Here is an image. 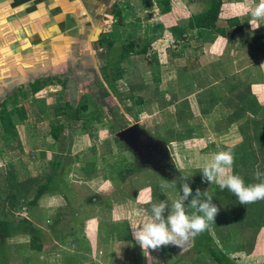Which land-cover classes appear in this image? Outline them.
Here are the masks:
<instances>
[{
	"label": "rangeland",
	"instance_id": "374dc122",
	"mask_svg": "<svg viewBox=\"0 0 264 264\" xmlns=\"http://www.w3.org/2000/svg\"><path fill=\"white\" fill-rule=\"evenodd\" d=\"M242 1L241 6L236 8L238 13L235 15L239 19V23L235 25L236 27L228 28L230 38H226L232 43L225 40L223 47H249L254 50L257 56H251V50L245 49L247 51H244L243 56L237 57L239 62L236 66L234 65L231 70L227 68L224 75L219 74L215 78L218 79L217 84L204 87L217 88V85L221 84L223 77H225L223 79L226 80L225 86L236 88L237 82L232 80L233 75V79H241L242 83L244 81L245 84L249 85L244 88H252V85L258 84V88L264 90V20H253L248 14V9L258 0ZM188 2L189 0H171L172 13L164 15L158 0H116L115 3H118L122 10V22H118L116 17H112L111 12L106 14L107 17L103 22L104 30L101 32L100 38L105 33L108 39H103L102 42L95 41L96 47L93 45L92 48L96 49V54H90L86 57L83 55L78 59L80 68L72 65L66 68L65 72L71 78L70 80L64 78L67 80L65 86L50 85L46 91L44 90L37 95L32 94L29 90L30 87H27L25 88L28 90L25 98L22 97L20 88L2 91L4 99L12 95L9 106H14L17 103L20 106V102H23L25 106V99L30 106L42 103L43 100L47 105V99L50 100V104L47 105L48 107L43 113L36 116L37 119H43L47 130L51 123L54 124L59 120L66 121V115L58 116L55 109L66 106L70 101H73L75 106L84 102L87 103L89 106L88 119L92 125L84 128L83 122L80 121L72 122L73 126L71 127L67 123L65 131L58 141L50 137L47 143L45 140L39 142V136L34 138L37 141H33V145L46 143L49 148H52V153L55 154L50 157L48 163L41 164L42 167L38 168L37 172L43 181H46L50 174L57 171L53 165L60 157L59 154L66 156L61 169L57 171L58 175L53 178V184L59 188L61 193L60 196L56 195L52 199L55 205L61 206L64 216L56 224H54V220L51 221L49 227L53 226L54 229L47 230L48 232L44 231L41 219L33 222L44 232L45 247L43 246L44 249L41 251H36L30 247V237H28L29 235L26 236L27 234L21 236V233H14L3 241L4 235L0 233V264H59L56 258L58 254H60V258L64 257L62 259L64 264H141V258L136 257L139 255L141 245L136 242L135 238L130 243H126L117 240L115 234L117 231L126 234L131 228L139 226L151 215L152 203H159L164 199L170 201L177 198L180 192L177 186L168 189L166 194L162 192L160 184L162 182L173 183V181L166 179L150 167H141L132 173L126 172L127 168H136L137 164L130 150L119 146L116 133L120 129L137 122L155 137L168 143L170 156L177 170L189 175L199 184H203L205 188H209L206 185L211 183L207 181L202 183L203 174L200 171L204 162L202 156L205 155L206 158H210L228 144L237 146L239 141L236 140V136L239 138V130L242 131L241 128L246 126L245 131L250 132L248 136H251L252 139L249 149L254 155L248 159L249 163L242 168V171H245V174L249 175L253 182H258L255 180V172L259 170L264 173V143L260 138L264 134L263 113L260 114L259 111L256 114L250 113L248 114L250 119L233 122L234 124L231 122L225 130H220V134L216 133L215 137H211L209 132L196 130V128H200L198 127L199 123L193 124L185 120V115L182 114L185 113L183 108L186 107V100L173 106L172 103H175L174 90L171 89V96L169 92L164 94L160 89L179 88L175 78L177 68V77L182 88H195L194 81L196 79H200L201 82L197 80L196 82L203 85L205 82L208 84L214 79L212 76H203V73L194 79L190 72L180 70V68L186 69L195 64L197 66L202 65L203 58L201 51L198 52L196 49L198 46L197 39H191L189 34L190 38L178 42L174 36L172 37L169 30L176 23L187 24L188 18L195 11L205 9L202 2L194 1L191 5H188ZM229 3V0L224 1L220 24H228L227 18L232 12ZM251 23L254 26H260L253 28ZM246 34L251 41H246L247 43L244 44L242 40L247 39ZM110 41L113 43L110 44ZM129 41L135 42L138 48L145 46L146 53L133 54L131 60L126 61L125 74L116 82L118 92H111L110 86L104 78L103 68L108 63L112 64L114 59L117 60L118 51L115 48L120 49L121 45L127 44ZM248 43L252 47L248 46ZM208 53H210L209 50ZM249 62L252 63L251 66ZM157 71L160 74L167 72L165 81H162V78L160 80L155 79L154 75L158 74ZM110 73L113 74V71ZM85 85L92 87L87 88ZM15 91L18 93L13 96ZM106 92L111 93L107 95ZM18 95L19 98H17ZM256 98H258L260 105L264 106V92ZM15 100L18 101L14 103ZM66 100L69 101L66 103ZM249 104L252 106L254 102L250 101ZM222 105L233 108L236 105L235 99L227 98L222 102ZM97 114L100 115L101 121L91 119ZM36 117L33 116L35 119ZM189 117L191 118V114ZM13 118L18 120L19 117L15 113ZM245 121L252 122L256 125V129L252 125H245ZM217 126L222 127L223 125ZM192 128L195 129V134L191 133ZM225 133L228 136H221ZM212 140L214 142L209 144V141ZM11 148V144L0 140L1 157L5 156ZM36 148L40 149V147ZM236 153L241 158L248 154L242 150ZM2 163L4 162L0 160V166H4ZM121 170L124 171L125 177H122ZM49 192L51 193V191ZM32 196L30 195L29 198ZM90 200L94 201L95 204L89 202ZM224 200L227 201L225 197ZM260 201L257 204L255 202L240 207V218L247 220L249 211L254 212V215L258 208L264 209V200ZM83 204L87 205L84 211L81 208ZM58 205L52 209L51 213L58 210ZM118 206H122V218L116 221L113 219V214L118 215V210L120 211ZM30 207L35 206L25 205L17 210L0 213V218H8L13 223L19 218L28 216ZM35 208L37 209V207ZM219 209L220 211L223 210L220 207ZM36 211L41 216L42 210ZM43 215L45 220L47 215L46 213ZM255 220L259 219L255 218ZM218 223L224 222L218 221ZM225 227L228 229L227 226ZM251 229L257 230L255 227ZM247 233L249 234L250 231ZM57 236L59 237L58 243L55 242ZM192 241L194 242V238ZM262 241L263 243L260 244L259 248L264 250V237ZM73 243L83 245L82 249L85 250L86 256L74 253L75 250L72 251ZM189 248L187 244L183 248L171 244L161 246L154 252L155 256L158 257L156 264H197L202 255L195 253L194 250L187 252ZM136 251L137 255L133 254ZM143 255L142 259L145 260V253ZM240 259L243 260L239 261L240 264H250L249 261ZM202 264L206 263L203 262Z\"/></svg>",
	"mask_w": 264,
	"mask_h": 264
},
{
	"label": "crops",
	"instance_id": "0c3cea01",
	"mask_svg": "<svg viewBox=\"0 0 264 264\" xmlns=\"http://www.w3.org/2000/svg\"><path fill=\"white\" fill-rule=\"evenodd\" d=\"M115 1L116 0H0V101L5 100L4 96L2 97V91L5 89H12V86H19L25 82L24 86L27 88L30 83L35 81V79L53 76L70 80L71 76H69V74L67 75V72H65L66 68L70 65L80 68L81 65L79 64L78 59L83 55L86 57L90 54H96V49L94 50L92 48L93 45L95 47L96 45L92 40L97 28H102V30H104L103 22L107 17L106 14L112 11ZM229 2L232 12L230 16H228V20L236 17L235 15L238 13L236 8L241 6L243 1L229 0ZM188 5H191L190 0ZM171 13L172 11L163 14L168 15ZM178 24L179 23H176L174 25ZM219 25L226 27L227 35H219L218 38H216V41L213 42H203L202 39H197L196 35L193 36V33L190 34L191 39H197L198 46L196 45V49H198V52L201 51V55H203L202 65L197 66L195 64L186 69L180 68V70L193 74L194 79L200 77L201 73H203V76H212L214 79L208 84L205 82L204 85L199 84V82H201L200 79H196L199 82H196V80L194 81L195 88H182L177 77V68L175 78L177 79L179 88H160L164 94L169 92L171 96V89L174 90L175 103H172L173 106L186 100V107L183 108L185 109V113H181L183 116L185 115V120L193 124L199 123L198 127L200 128H196V130L209 132L212 135L211 137H215L214 135L216 133L220 134V130H225L231 122V124H234L233 122L236 123L250 119V116L248 115L250 113L256 114V112L259 111L260 114H264V106L260 105L258 98H256V96L264 92L263 88H258V84L252 85V88H244L247 83L245 84L244 81L242 83L241 79H233L234 76L232 75V80L237 82V85L235 84L237 86L236 88H227L225 86L226 80H223L225 77H223L222 83L217 85V88L204 87H210V84H217L218 79L215 78L219 76V74H221V76L224 75V71L226 72L227 68H230L231 70L234 65L236 66L239 62L237 57L243 56L242 54H244L245 49H250L249 47L241 48L242 46L239 48L234 46L223 47L225 40L229 41L226 38L229 37L228 28L234 27L235 25L228 26V24H220V22ZM248 37L249 36L247 35V39L242 40L244 44L251 41L250 37ZM101 38H99L98 42H100ZM240 40L241 39H239V42H241ZM176 41L179 42L183 40ZM229 43H232V41H229ZM248 46L252 47L250 43H248ZM208 50L210 53H208ZM250 50L251 56H257V54L254 53V50ZM249 64L250 66L252 65L250 62ZM157 72L158 74L156 73L154 75L155 79L160 80V78H162V81H165L167 72L163 74H160L159 71ZM52 85L57 86L60 84L59 82H56ZM48 87H50V85ZM82 87L84 88V85ZM85 87L91 88L92 86L85 85ZM17 93L18 91H15L13 96ZM17 98H19V95ZM227 98L235 99V107L230 108L222 105V102ZM25 100V106L23 105V102H20L19 105L23 106L25 109L26 117L24 119L18 118V120L16 118L15 120L18 133V137H16L15 140L14 138H10L9 140L5 139V132L3 131L0 122V140L4 143L11 144L13 148H11L5 156H0L1 162H4L2 163L4 166H0L4 168V170H2L3 168H0V175L6 173V171L9 170V167L13 166L19 180L36 176L40 177L42 180V177L39 176V173L37 172L39 170L38 168L42 167L41 164L44 165V163H48L49 159H51L50 157L55 154L52 153V148H49L46 143H44V145L41 143L33 145L32 142L37 141L34 140L36 136H39V142L45 140L47 143L49 142L50 137L53 138L50 133L52 123L47 130L44 126L45 122L43 119H37L36 117L43 113L46 107H48L47 105L50 104V100L47 99V105L43 100L42 103L32 106L29 105V102L27 103V99ZM17 101L18 100H15L14 103ZM68 101L69 100H66V103ZM250 101L254 102V105L251 106L249 104ZM70 103L73 104V101H70ZM17 104L15 105L18 106ZM9 107L11 108L12 105ZM35 108L36 110H33ZM190 114L191 118L189 117ZM33 116L36 117V119L33 118ZM219 124L223 126L218 127L217 125ZM245 125H252L254 128L256 127V125L249 121H245ZM245 127L246 126L241 128L242 131L239 130L240 137L238 138V136H236V140L239 141L237 146L228 144L225 145V147H222V150H227L228 147H231L234 150L235 162L232 167V172L234 174H239L240 176L245 174V171H242V168L249 163L248 159H251L254 155L249 149L252 140L251 136H248V133L250 132H246ZM250 128L253 130L252 127ZM192 129L191 133L195 134V129ZM188 133L190 134V131ZM225 135L228 136L227 133L222 134L221 136ZM243 135L244 138H242ZM53 140L55 139L53 138ZM213 142L214 140L209 141V144ZM36 147H40V149H37ZM239 150L247 152V155L249 156L245 155L244 158H241L240 155L236 153L239 152ZM59 155L60 157L62 156V154ZM202 158L203 161L204 159H208L205 155H203ZM52 174H50V176ZM204 182L206 181L203 180L202 183ZM212 185H215V183L206 186L211 187ZM56 189V191L51 193L46 192L41 196L37 205H35L37 209L35 207H30V209L27 208L29 209V215L26 217L30 218L33 222L41 219L44 225V231L53 230L54 227L51 226L50 228L49 223L54 220V224H56L60 222L64 216V213L62 212L63 209L61 210V206L58 204H56L58 205L57 207H59L57 208L58 210L55 213H51L52 209L56 207L53 203L54 200L52 201V199L61 193L59 188L56 187ZM89 202L95 204L94 201L90 200ZM83 206L81 208L84 211L87 205L83 204ZM119 207V216L116 213L113 214V219L116 221L122 218V206H118L117 208ZM38 209L42 210L41 216L36 211ZM43 213H46L47 215L45 218L46 221L44 220ZM75 213L77 214L78 212L76 211ZM224 223H217L213 228L214 234L217 236L223 247L226 250H231L230 254L237 257L238 261H243L240 259L242 258L249 261L250 264H253L254 262L255 264H263L264 250H261L259 246L263 243L264 227L258 231L249 228L244 230L240 236L233 237L228 225ZM225 226H227L228 229ZM248 231H250L249 234L247 233ZM115 235L117 240L125 241L126 243H130L134 238L132 228L126 234L117 231V234ZM21 236L25 235L21 234ZM254 237L255 239L253 240ZM58 239L59 237L57 236V239L55 238L56 243H58ZM192 243L193 241L191 239L187 243V247H191ZM73 245L74 248H72V251L75 250L74 253L86 256L85 250L83 251L82 249L83 245H75V243H73ZM141 250L142 253L140 254ZM141 250H139V255H137V251L133 252V254L137 255V258H141V264L157 263L156 259L158 257L154 254L155 249L149 248L144 250L141 247ZM143 253H145V260L144 258L142 259V256H144ZM56 258L59 261V264H64L62 261V259H64L63 256L60 258V254H58ZM203 262L211 264L208 258L200 260L197 264H202Z\"/></svg>",
	"mask_w": 264,
	"mask_h": 264
},
{
	"label": "trees",
	"instance_id": "16d2710c",
	"mask_svg": "<svg viewBox=\"0 0 264 264\" xmlns=\"http://www.w3.org/2000/svg\"><path fill=\"white\" fill-rule=\"evenodd\" d=\"M194 1L202 2L205 9L193 13L188 19L187 24H178L169 28L175 40L188 39L190 37L189 34L191 33H193V36L196 35L197 39H202L203 42H212L218 37V35L226 36V27L219 25L222 6L225 0H190L191 3ZM158 3L162 13H168L171 11V0H158ZM121 13L122 10L119 7V4L115 3L110 14L113 15L112 17H116L118 22H122ZM237 23H239V19L237 17L230 18V20H228V26H234ZM103 39H108L105 33L100 39V42H102ZM111 43L113 42L110 41V44ZM115 49L118 51L117 60L114 59L112 64L108 63L107 66L103 68L104 78L108 82L111 92H118L116 82L123 78L125 74L126 61H130L133 54L146 53L145 46L143 48H138L136 43L133 41H129L127 44L121 45L120 49ZM110 71H113V74H111ZM54 82L62 83L63 86L67 84L66 79L63 80L59 77L50 76L48 78L36 79L30 84L29 90L32 94L37 95L44 90L46 91V88ZM20 91L23 97H26L28 90L20 88ZM111 92L106 93L107 95H110ZM9 100H11V96L0 102V122L3 131L5 132L4 137L6 140L18 137L13 115L16 113L20 119H24L26 117L23 106L14 105L10 108ZM55 111L58 116L64 114L66 115V121L62 122L59 120L52 124L50 133L57 141L61 139L62 134L67 127V123L70 124L71 127L73 126L72 122L80 121L83 122L84 128H88L92 125L88 119L89 106L86 102L77 106L68 102L66 106L57 107ZM91 119L94 121H101L99 114L95 115ZM262 135L261 141L264 143V134ZM116 140L118 141L119 146H123L128 150L124 143L119 141L117 138ZM65 157V155H62L54 163L53 166L57 171L61 169ZM135 163L137 164L136 160ZM135 169L138 170L141 169V167L137 164L136 168H127L126 172L132 173ZM57 171L54 172L52 176H49L46 181H42L38 176L19 180L13 166L9 167V170H7L6 173H2L0 175V191L2 193L1 195H3H0V213L17 210L19 208H23L25 205H37L39 199L44 193L57 190L56 186L53 184V178L58 175ZM120 173L122 177H125L124 171L121 170ZM182 174L190 178L189 183L193 190V194L197 188L201 191L208 190L209 193L213 195V203L223 209L218 212L215 223H213L208 230L194 238L193 246L190 247L187 252L194 250L195 253L197 252L202 255L201 260L208 258L211 264H240L237 257L230 254L231 250H226L219 242L217 236L213 232L214 225L217 224L218 221L225 222L228 225L230 233L233 237H236L237 235L240 236L244 230L252 227H255L258 231L264 227V209L258 208L257 213L254 215V212L249 211L248 219L244 220L242 217L240 218L239 212V208H242L243 204H240L237 197H235V195L227 189L222 191L216 184L209 188H205L201 184L197 183L192 177L179 170H177V173L173 178L166 179L172 181L176 180L175 184L180 192V177ZM241 176L245 179L246 183H255L250 179L249 175L244 174ZM30 195L33 196L29 198ZM224 197L229 203L224 200ZM233 198L235 199L234 201L232 200ZM190 200L191 197L188 201H186V203H190ZM260 202H256V204ZM248 205L249 204L244 206ZM189 211L191 210L189 209ZM255 218H258L259 220L256 221ZM0 233L4 235V238L2 239L3 241L14 233L27 234L30 237V247L32 249L36 251H41L43 249L44 232L28 217L19 218L13 223L8 218H0Z\"/></svg>",
	"mask_w": 264,
	"mask_h": 264
},
{
	"label": "clouds",
	"instance_id": "9594fccd",
	"mask_svg": "<svg viewBox=\"0 0 264 264\" xmlns=\"http://www.w3.org/2000/svg\"><path fill=\"white\" fill-rule=\"evenodd\" d=\"M248 14L253 20H264V0L254 3L248 9ZM251 25L253 28L260 26H254L252 23ZM234 162L235 152L231 147L214 153L202 163L200 171L203 180L215 183L222 191L227 189L243 205L264 200V173L257 170L254 176L258 182L246 183L242 176L232 172ZM189 180L188 176L182 174L178 197L170 201L164 199L159 203H152L151 215L139 226L132 228L136 242L144 250L158 249L170 244L183 248L191 239L215 223L220 209L213 203V195L208 190L201 191L199 188L193 194ZM175 181L162 182L161 191L166 194L168 189L176 186ZM190 197V203H186Z\"/></svg>",
	"mask_w": 264,
	"mask_h": 264
},
{
	"label": "water",
	"instance_id": "95a60500",
	"mask_svg": "<svg viewBox=\"0 0 264 264\" xmlns=\"http://www.w3.org/2000/svg\"><path fill=\"white\" fill-rule=\"evenodd\" d=\"M102 28H97L93 41H98ZM116 138L136 156L140 167H150L163 174V163L170 157L168 143L155 137L139 122L120 129Z\"/></svg>",
	"mask_w": 264,
	"mask_h": 264
},
{
	"label": "flooded vegetation",
	"instance_id": "af4514ba",
	"mask_svg": "<svg viewBox=\"0 0 264 264\" xmlns=\"http://www.w3.org/2000/svg\"><path fill=\"white\" fill-rule=\"evenodd\" d=\"M96 42H98V41H96ZM96 42H94V43H96ZM48 77H50V76H47V77H44V78H48ZM51 77H53V76H51ZM40 79H42V78H40ZM62 79V78H61ZM36 80V79H35ZM64 80V79H63ZM26 83V82H25ZM25 83H23V84H21V85H19V86H15V87H11V88H19V87H21V88H25ZM31 84V83H30ZM30 84L28 85L29 87H30ZM60 85H62V83H59ZM50 85H52V84H50ZM61 88H62V86H61ZM127 147V146H126ZM130 150V149H129ZM130 152L132 153V155H133V157H134V161L136 160L137 161V158H136V156L133 154V152L130 150ZM137 164H138V161H137ZM139 165V164H138ZM162 170H163V174H161V173H159V174H161L163 177H165V178H169V179H171V178H173L175 175H176V173H177V169H176V167H175V165H174V162H173V160H172V158H171V156L168 158V159H166V161H164V163H163V167H162Z\"/></svg>",
	"mask_w": 264,
	"mask_h": 264
}]
</instances>
